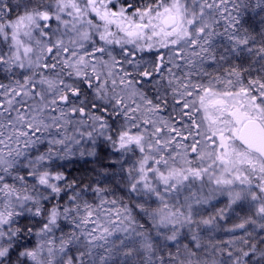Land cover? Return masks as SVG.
<instances>
[{"label":"snow or ice","instance_id":"obj_1","mask_svg":"<svg viewBox=\"0 0 264 264\" xmlns=\"http://www.w3.org/2000/svg\"><path fill=\"white\" fill-rule=\"evenodd\" d=\"M0 264H264V0H0Z\"/></svg>","mask_w":264,"mask_h":264}]
</instances>
